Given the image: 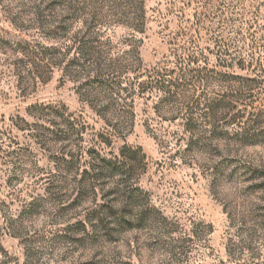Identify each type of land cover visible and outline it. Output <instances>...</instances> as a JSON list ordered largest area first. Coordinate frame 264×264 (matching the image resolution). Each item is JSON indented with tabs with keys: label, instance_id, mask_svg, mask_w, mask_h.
I'll return each mask as SVG.
<instances>
[{
	"label": "rangeland",
	"instance_id": "obj_1",
	"mask_svg": "<svg viewBox=\"0 0 264 264\" xmlns=\"http://www.w3.org/2000/svg\"><path fill=\"white\" fill-rule=\"evenodd\" d=\"M144 1L145 32L101 36L140 61L80 91L22 53L30 0H0V264H233L229 213L264 223V0ZM101 207L127 211L112 240L81 226Z\"/></svg>",
	"mask_w": 264,
	"mask_h": 264
},
{
	"label": "trees",
	"instance_id": "obj_2",
	"mask_svg": "<svg viewBox=\"0 0 264 264\" xmlns=\"http://www.w3.org/2000/svg\"><path fill=\"white\" fill-rule=\"evenodd\" d=\"M30 2L32 4L24 9L25 17H31L29 19L33 24L29 30L36 29L41 40L35 41L34 51H29L30 44L25 41L21 51L25 56L32 55L28 57L31 58L37 72L45 66L60 69L81 91L85 88H94L97 82L102 84L101 87L109 83L119 85L123 81L125 70L133 66L129 61L134 62V59L140 61L139 52L133 45L122 56L109 58L101 36L111 21L138 33L145 32L144 0H30ZM256 137L243 142H254L252 140L256 141ZM95 153L90 151V156L95 162H106L101 155ZM72 159L75 161L73 155ZM61 162L62 166L68 163L66 159ZM85 173L89 174L88 171ZM98 175L114 177L120 175V172L116 168L109 171L103 169ZM125 194L127 196V193ZM76 200L78 201L79 197ZM229 219L231 228L235 229V237L230 239L226 246L229 262L261 264L256 258L254 243L264 238V223L256 222L252 217L239 212L229 213ZM128 225L127 211L115 213L112 209L103 207L88 215L86 222L81 223L83 229L91 226L92 235L106 240L115 238L118 233L116 228L119 227L123 231L129 227ZM245 251L252 257L249 261L241 262L240 257ZM220 264L226 263L221 261Z\"/></svg>",
	"mask_w": 264,
	"mask_h": 264
}]
</instances>
